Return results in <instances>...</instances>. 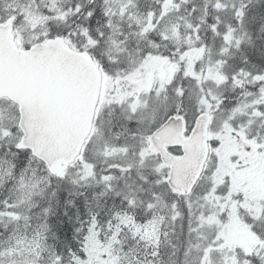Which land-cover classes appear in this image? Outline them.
<instances>
[{
    "label": "snow or ice",
    "instance_id": "1",
    "mask_svg": "<svg viewBox=\"0 0 264 264\" xmlns=\"http://www.w3.org/2000/svg\"><path fill=\"white\" fill-rule=\"evenodd\" d=\"M0 264H264V0H0Z\"/></svg>",
    "mask_w": 264,
    "mask_h": 264
}]
</instances>
